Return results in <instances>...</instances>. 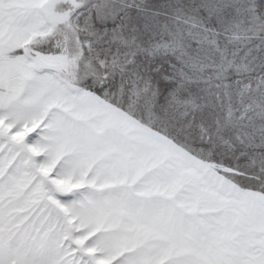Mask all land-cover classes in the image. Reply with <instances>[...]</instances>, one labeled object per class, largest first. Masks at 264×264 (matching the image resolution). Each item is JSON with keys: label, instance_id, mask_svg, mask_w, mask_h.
Instances as JSON below:
<instances>
[{"label": "snow or ice", "instance_id": "snow-or-ice-1", "mask_svg": "<svg viewBox=\"0 0 264 264\" xmlns=\"http://www.w3.org/2000/svg\"><path fill=\"white\" fill-rule=\"evenodd\" d=\"M0 264H264V0H0Z\"/></svg>", "mask_w": 264, "mask_h": 264}]
</instances>
